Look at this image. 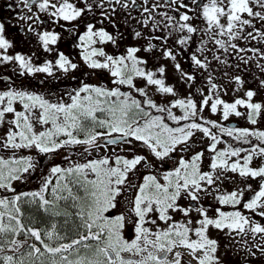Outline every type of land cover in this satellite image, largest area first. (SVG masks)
I'll return each mask as SVG.
<instances>
[{"label": "snow or ice", "instance_id": "1", "mask_svg": "<svg viewBox=\"0 0 264 264\" xmlns=\"http://www.w3.org/2000/svg\"><path fill=\"white\" fill-rule=\"evenodd\" d=\"M17 2L31 14L17 18L33 23L44 24L45 21L33 11L32 5H37L39 13L46 14L60 27L65 26L61 21L75 26L73 22L91 14L95 22L88 21L85 31L78 36L81 59L89 69L106 70L116 87L83 84L69 93L70 103L63 100L52 103L41 95L11 85L0 91V128L4 129L0 132V150L15 153L35 148L46 154L79 145L83 146L81 154H87L83 162L73 161L67 168L53 167L39 192L24 194L33 201L38 200L45 211L56 209L58 201L70 199L72 207L78 209L75 215L79 217L78 228L82 229L77 232V238L65 242L67 237L58 234L54 223L45 230L25 224L21 219L20 195L11 200L0 199V264H221L219 241L212 237V230L233 241L239 238L252 256L256 252L264 254V165L252 166L256 156L264 159V147L254 145L245 149L227 145L218 148L224 143L221 136L231 137L240 144H251L250 138H254L264 145V131L224 127L203 115L206 109L213 115L219 114L222 121L232 115H246L252 125L257 123V117L264 115V103L255 102L257 93L251 89L244 90L242 97L231 102L223 99L220 93L227 94V90L216 82L211 70L213 61L231 66L227 56L234 54L244 65L256 61V67L264 72V63H261L264 48L242 47L238 43L255 41L257 45H264V0H206L203 3L191 0L193 7L184 0H163V3L153 0L151 6L149 0H143L140 17L133 19L145 29L150 27L152 34L146 36L134 28V39H144L147 43L141 47L129 46L123 54L105 51L103 46L116 45L117 39L105 27L96 25L108 21L115 27L116 12L129 10L130 6L135 10L137 0ZM161 7L177 15L157 13ZM97 10L99 19H95ZM193 12L194 16L189 15ZM157 14L161 19L156 18ZM194 19L201 20L203 28L194 25ZM33 23L28 25L30 32L35 31ZM157 32L164 34L156 35ZM199 32L207 39L200 41L196 51L190 54V60L196 70L207 75L206 91L197 89L201 97L197 102L191 92L181 98L175 85L166 83V65L149 68L148 60L138 53L154 54L159 48L160 57L173 62V68L180 74L179 81L191 88L196 76L185 71L177 57L189 49L194 35ZM174 34H178L175 44L179 49L169 46ZM37 38L45 52H52L51 46L56 45L60 37L55 31L45 30L37 32ZM209 44L212 47H208ZM13 47V42L5 36V25L0 23V64H15L21 76L34 73L52 76L54 67L66 73L77 68L63 53H57L54 64L46 61L36 66L31 57L20 53L10 55L9 49ZM206 52L211 54V59L204 55ZM138 79L144 82V87L137 86ZM229 79L237 86L233 91L244 88L245 82L239 75L229 76ZM260 85L264 87V80ZM119 86H126L129 91H121ZM147 87L175 99L166 105L157 104L146 91ZM133 92L143 99L136 98ZM240 108L246 112L242 113ZM174 109H179L180 114ZM36 124L51 127L36 131ZM197 133L210 141L207 152L212 155L207 171L202 167L203 151L188 157L173 156L177 151H190ZM137 144L157 161L175 159L174 166L159 174L144 175L142 182L133 183L131 176L139 168L151 170L154 167L147 156L135 153ZM94 152L97 155L89 159ZM130 152L131 156L121 154ZM32 167L31 158H0V188L13 191L11 182L21 179ZM228 173L238 175L245 182L258 179V188L245 183L235 190L221 191L223 181L231 179ZM75 186L82 195L73 191ZM49 189L52 199L45 196ZM126 190L131 195L125 196ZM247 192H251L250 197L246 196ZM204 196L213 197L220 207H205ZM181 200L188 203L181 204ZM121 204L126 207L111 215ZM223 206H230L232 210L224 211ZM54 214L61 215L59 211ZM177 215L181 219H176ZM129 226L130 237L125 235ZM21 235L23 240L16 238ZM31 239L37 243H31Z\"/></svg>", "mask_w": 264, "mask_h": 264}, {"label": "flooded vegetation", "instance_id": "2", "mask_svg": "<svg viewBox=\"0 0 264 264\" xmlns=\"http://www.w3.org/2000/svg\"><path fill=\"white\" fill-rule=\"evenodd\" d=\"M185 3L189 5V7H193L191 0H184ZM206 2V0H201V3ZM153 3V0H149V6H151ZM161 3H163V0H161ZM143 0H137V5L135 10L132 9L130 6L129 10L120 9L116 12L114 15V24L108 23V21H105L103 25L97 24L96 26L99 28L101 26L105 27L106 30L111 33L113 36L117 39V44L113 45L111 43L104 45L105 51L108 54H123L125 52V49L129 47L128 43L131 41H134V45L136 47H141L146 45L147 41L144 39H134L133 35V29L137 28L140 29L145 33V35H151L152 33H147L148 31H151V28H143L141 25L137 24L135 18H139L141 15V12L143 11ZM33 11L36 12L41 20L45 21L44 24H41L39 22L33 23L32 21H22L18 19L17 17L24 14H29L27 12V9L23 7L22 4H19L17 0H0V23H3L5 25V36L7 39H9L11 42H13L14 47L12 49H9L10 55H15L17 53L23 54L27 57H31L32 62L36 66H42L46 61L55 63V59L57 58V53H63L66 57H68L71 62L77 64V68L74 70H69L67 73L64 71L60 72L53 70V75L48 76L46 73H34L32 75H23L21 76L19 74L20 70L18 66H16L13 63L8 64H0V91L7 90L9 85L13 86L16 89H22L28 92H32L34 94H38L41 96L50 95L51 93H62L65 91L67 95L69 93H74L75 90L79 89L83 84H89L91 86H102L103 84L107 86V88L116 87L115 85H110L107 82V79H112L110 74L107 71L104 70H93L89 69L83 62L80 56V48L77 47V44L79 43L78 36L82 34L85 31V24L88 21L95 22L93 16L91 14L86 15L82 20L78 22H73V25L66 24L65 22L61 21V24H64V27H60L56 24H53L47 17L46 14L39 13L38 6L32 5ZM183 11V10H182ZM129 12L131 15H129ZM157 13L161 12H167L169 15H177L175 12H173L169 8H158L156 10ZM189 15H195V13H189ZM157 19H161V17L157 14ZM95 19H99L98 10H97V16ZM128 21V23H125V21ZM30 23H33V28L35 31H29L28 25ZM194 25H197L201 28H203V22L199 19H194L192 21ZM257 27H260L259 24L256 25ZM55 31L59 35V39L57 41V44L54 46H51L54 50L52 52H45L41 44L38 42L37 38V32L42 31ZM163 32H157L156 35H163ZM178 34H174V36L169 40V46L173 47L175 49H179L180 46L175 44V36ZM202 39H207V37L204 35L203 32H199L194 35L193 40L190 42V47L187 51L183 52L182 56L185 59L189 58L190 52L189 50L194 51L195 45L200 43ZM154 43L159 44V41H154ZM240 46H247V47H262L264 48V45H257L255 41L246 42V41H239L238 42ZM123 47V48H122ZM208 47H212L211 44L208 45ZM123 49L124 51L120 53V49ZM204 55H208L209 59H211V54L207 53ZM222 58H224L223 54ZM250 55V53H249ZM139 56L142 58H149L152 56V58L162 60L163 58L160 57V49L157 48L155 50V53H145L141 51L139 53ZM229 65H221L220 64V70L222 71V79L230 80L229 76L239 75L241 78L249 79L250 77H253L255 81H258L257 84H260L261 80H264V72H261L259 68L256 67V61H252L248 65H244L243 63L239 62L237 59L234 58L233 55L227 56ZM261 63H264V61H261ZM239 64V67H236V65ZM228 73L229 75L226 76L225 73ZM26 80V82H25ZM102 81V82H100ZM106 81V82H104ZM254 84V83H253ZM59 87L57 89L56 87ZM121 91H129V89L123 88L122 86H119ZM250 88V87H249ZM253 90H256V88H250ZM235 92V91H234ZM133 92L132 94H134ZM235 94H238V92H235ZM228 125V124H227ZM175 158L178 157L177 154L173 155ZM52 159L51 156L46 155V157H43L40 160V165H38L37 170L44 171L48 168V164L50 163L49 160ZM173 160L175 164V159H169L165 163H158L156 164V167H158L160 170H169L170 164L169 161ZM48 162V163H47ZM36 168L33 166V170L31 173V183L34 184V187L39 186V183L42 181L41 179L44 178V176L40 179H38V173L35 174ZM15 187L13 191H11L10 196L13 198L16 195H19L20 188L21 191H27L29 187ZM251 196V194L247 195ZM35 202L31 204L30 207H34ZM31 243H37L34 241H31ZM37 246H39L37 244ZM262 262L259 260L256 261V264H264V259H261ZM253 263V264H255Z\"/></svg>", "mask_w": 264, "mask_h": 264}, {"label": "rangeland", "instance_id": "3", "mask_svg": "<svg viewBox=\"0 0 264 264\" xmlns=\"http://www.w3.org/2000/svg\"><path fill=\"white\" fill-rule=\"evenodd\" d=\"M147 33H152V32L148 31ZM135 43H134V41H131L130 43H128V45L133 46ZM199 45H200V43L195 45L194 51L189 50L190 54L195 52ZM122 48L120 49V53L124 51ZM196 54L200 55V53H196ZM204 54H206V53H204ZM138 56H139V53H138ZM177 59L181 63V65L183 66L185 71L194 73L196 76L195 83H194V85L191 86V88L187 84H184V83L179 81L178 78H179L180 74L175 71V69L172 66L173 62H171V61H165L164 59L159 60V59L152 58V56H150L149 58H147L148 67L152 68L153 65H159V64L166 65L167 69H168V79H167L166 83H168L170 85H175V87L178 91L179 97L182 98V97L188 95L189 92H191L194 96V99L198 102L201 99V97H200L199 93L197 92V89L205 88V76L207 75V73L196 70L195 67L191 63L190 56H189V58H186V59L182 56H178ZM53 70L60 72V69L55 68V67L53 68ZM211 70H212L214 76L216 77V82L219 85H221L222 89L227 90V94H225L223 91H221V93H220L221 97L223 99H225L226 101L231 102L233 99H235L237 97H242L243 91L246 89L256 88V90L251 89L257 93V95L254 97L255 102L264 103V87H261L260 84H257L258 81H255V79H253V77H250L249 79L242 78L245 82L244 88L241 89L238 92V94H235L233 89L236 88L237 86L235 85L234 82H230V80H228V79L227 80H225L224 78L222 79V77H221L222 71L220 70V64L218 62H216V61L212 62ZM104 71H106V70H104ZM100 82H102V81H100ZM104 82H106V81H104ZM107 82L110 85H113L112 79H107ZM135 83L137 84L138 87H144L145 86L144 82L139 80V79L136 80ZM100 85H99V87L107 88V86H105L104 84L102 86H100ZM122 87L128 89L126 86H122ZM108 89H110V88H108ZM146 91H148L149 95L153 98V100L157 104L166 105V104L170 103L171 100L175 99L174 97L162 96V95L156 93L154 91V89H152L151 87H147ZM205 91H206V88H205ZM44 98H46L47 100H49L52 103H56L60 100H63L65 103H70L69 94L67 95V93H65V91H63L62 93H59V94H53V95L50 94L49 96L45 95ZM239 110L242 113L246 112V110L243 108H240ZM173 111L176 112L177 115L180 114L179 109H174ZM97 115L101 116V114H99V113ZM203 115H204L205 119L215 120L218 123H221L222 126H224V127H229V126H227L228 122H237V123H239V125L236 127H232V128H234V129L247 128L249 130L264 131V115L257 117V123L255 125H252L248 122L246 115H242L240 117H236V116L232 115L229 117V119L227 121H222L219 114L213 115L207 109L205 110ZM9 118H11V117H9ZM49 127H51L50 124L44 125L43 127L39 124H36L35 130L36 131H42V130H45L46 128H49ZM3 130H4L3 128H0V132H3ZM221 139L223 141V138H221ZM209 143H210V141H208L206 138H204L202 136V134L197 133L196 136L193 138V141L191 142L190 151H187L184 153L177 151L174 154H177L178 157L180 155H184V156L188 157L197 151H203L205 153V156L203 157L202 167L205 171H207V170H209L207 168V165L210 162V157L212 155L211 153L207 152V145ZM227 145H230V144H228L227 142L224 141V143H222L221 145H218V148H223ZM82 152H83V146L78 145V146H75L72 148L60 149L54 153H46L49 156H51L52 159L49 160V162H50L48 164L49 166L47 169H45L46 175L44 176V179L39 183V188L41 189L45 179L50 177L51 169L53 167L59 166L61 168H67L70 166V163L73 161L74 162H83L84 158L87 154L85 153L82 155L81 154ZM135 153L136 154H143V155L147 156L149 158V160L152 162L154 167L151 170L146 169L144 167L139 168V171L131 176L133 183L142 182V177L144 175L152 174V173L159 174V172L163 171V170H160L158 167H156V164L165 163L167 160H169V159H167L164 162L157 161L154 157H152L150 155V153H148V151L146 149H143L139 144H137L135 147ZM121 154L131 156L133 153L130 152V153H121ZM243 154L244 153H242V155ZM96 155L97 154L94 152L93 156L88 157V158L89 159L94 158ZM43 157H45V154L36 151L35 148L20 149V150H16L15 153H13V151H11V150H0V158H4V159L31 158V162H32L34 168L37 167V165L39 164L40 160ZM169 163H171L169 166V168H171L174 165L173 164L174 161L170 160ZM260 165H264V159L260 158L259 156H256L254 158L252 166L257 167ZM32 170H33V167L30 168L28 172L23 173L21 179L12 181L11 182V188L14 189L15 187H23L24 185H25V187L28 186V187L32 188V185L34 186V184L31 183V178L33 177V176H31ZM227 175L229 177H231V179H226L223 181V183L220 185L221 191H232V190H235L238 186L243 187L245 183L251 184L254 188H258V179L257 180L249 179L245 182V181H242L238 175H235L232 173H228ZM89 178L91 179L94 177L90 176ZM53 184H55V178H53ZM31 188L28 189L27 191H24L23 194L20 195L21 196V202H20L19 206L21 208V219L25 222V224L36 227V224L38 222L36 223L35 221L34 222L29 221L25 215L26 210L30 209V206L33 202H36L39 205L38 200L33 201L31 199V197L24 196V194L27 192L32 193ZM73 191H76V192H78V194H81V195L83 194L82 191L79 190L78 186H75L73 188ZM7 193H10V191H8L7 189L0 188V199L6 198V199L11 200L12 197L10 195L7 196L6 195ZM249 194H251V192H247L246 196ZM63 195L66 196L67 192H64ZM129 195H131V192L126 190L125 196H129ZM45 196L48 199H52L50 189L48 192L45 193ZM69 203H72V201L70 199L67 201L61 200V201H58V207L56 209H51L49 211H45L48 215H50L51 219H56V220H54L53 223L56 224V226H57L58 234L61 236H64V237H67L66 232L68 229V227H67L68 219L67 220H64V219L68 218V216L70 219V215L75 217L77 220L79 219L78 216L71 214V209H69V207H67V205ZM180 203L186 205L188 203V201L181 200ZM202 203L204 204L205 207H208L210 209H214L215 207H220V205H218L217 202L211 196H204L202 198ZM125 207H126V205L121 204L120 208L112 210V212L110 214L116 215V214H118V212L121 209H124ZM222 210L231 211L232 208L230 206H223ZM56 211H59L61 213V215H55L54 213ZM77 211H78V209L76 210V212ZM210 214H211V212H210ZM60 218H61V220L62 219L63 220L60 221ZM176 219L179 220V219H181V217L179 215H177ZM256 219H260V218L256 217ZM50 227H51V225H49L48 228H44V229L38 228V227H36V228L41 229V230H45V229H50ZM125 235L129 236V237L132 235L131 226H129V229L126 231ZM211 235L213 238H216L219 241L220 247L218 250V256L220 258L221 264H253L258 260H259V262L260 261L262 262L261 259H264V254H261L259 252H256L255 256L248 254V252L246 250V246L244 245L243 241H240L239 238H237L236 241L230 240L229 237L225 236L223 233L217 232L216 230H212ZM76 237H77V233L74 235V238H76ZM16 238L20 239V240L24 239L23 235L18 236ZM31 241H33V239H31L30 242ZM65 242H68V240H66ZM8 254H10V253H8ZM125 255H127V254H125Z\"/></svg>", "mask_w": 264, "mask_h": 264}, {"label": "trees", "instance_id": "4", "mask_svg": "<svg viewBox=\"0 0 264 264\" xmlns=\"http://www.w3.org/2000/svg\"><path fill=\"white\" fill-rule=\"evenodd\" d=\"M26 82V80H25ZM57 89H59V87L57 86L56 87ZM52 95L55 94V93H51ZM57 94V93H56ZM134 96H136V98L138 99H143L142 97H139V95L137 93L133 94ZM154 111V110H153ZM154 114H156L154 112ZM167 123H169L170 126H175V125H172L171 121H166ZM43 127V126H42ZM214 132H216L217 130H213ZM221 138H223V141L227 142L228 144L232 145L233 147H243L245 149H250L252 146H261V147H264V145H261L260 142L254 138H250L251 139V144H240L238 143L237 141L233 140L231 137H227V136H221ZM37 151V150H36ZM46 155L48 154H45V157ZM40 163V162H39ZM41 164V163H40ZM38 164V165H40ZM37 165V167H38ZM38 173V179L42 178L43 176H45V172L44 171H39L37 170L36 168V171H35V174ZM34 176V175H33ZM44 179V178H43ZM41 179V180H43ZM35 186V185H34ZM32 185V188L29 187V189L31 188L32 190L31 191H34V192H39L40 191V188L39 186L34 187ZM27 188V186H26ZM22 189L20 188L19 190V193L22 192L21 191ZM11 193H7L6 195H10ZM67 207H69V209H71V214L75 215V212L77 210V208L75 207H72V203H69L67 205ZM67 213V212H66ZM27 219L29 221H32V222H38L36 224V227L38 228H48L49 225H52V223L54 222V220L56 219H51L50 215H48L46 212H45V209L44 208H41L38 204H35L34 207H30V209H27L26 210V213H25ZM68 215V214H67ZM59 219V218H58ZM68 219V223H67V232H66V235H67V240L68 242L74 238V235L78 232V231H82V229H79L78 228V225H79V219L77 220L75 217H73L72 215H70V219H69V216L68 218H65L64 220H67ZM63 220V219H62ZM61 218H60V221H62ZM73 237V238H72Z\"/></svg>", "mask_w": 264, "mask_h": 264}, {"label": "water", "instance_id": "5", "mask_svg": "<svg viewBox=\"0 0 264 264\" xmlns=\"http://www.w3.org/2000/svg\"><path fill=\"white\" fill-rule=\"evenodd\" d=\"M228 126H229V127H235V126H237V123H235V122H230V123H228Z\"/></svg>", "mask_w": 264, "mask_h": 264}]
</instances>
